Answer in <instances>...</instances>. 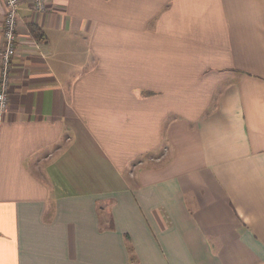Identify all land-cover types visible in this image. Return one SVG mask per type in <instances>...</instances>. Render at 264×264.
<instances>
[{"label":"crops","instance_id":"crops-1","mask_svg":"<svg viewBox=\"0 0 264 264\" xmlns=\"http://www.w3.org/2000/svg\"><path fill=\"white\" fill-rule=\"evenodd\" d=\"M44 2L0 117V264H264V0Z\"/></svg>","mask_w":264,"mask_h":264},{"label":"built area","instance_id":"built-area-1","mask_svg":"<svg viewBox=\"0 0 264 264\" xmlns=\"http://www.w3.org/2000/svg\"><path fill=\"white\" fill-rule=\"evenodd\" d=\"M4 6L3 29L0 44V117L7 111L9 103L12 58L17 45V22L21 0H0ZM36 12L45 10L44 0H31Z\"/></svg>","mask_w":264,"mask_h":264},{"label":"trees","instance_id":"trees-1","mask_svg":"<svg viewBox=\"0 0 264 264\" xmlns=\"http://www.w3.org/2000/svg\"><path fill=\"white\" fill-rule=\"evenodd\" d=\"M30 31L33 35L37 36L38 38H42V33H40V29L36 25H30Z\"/></svg>","mask_w":264,"mask_h":264}]
</instances>
